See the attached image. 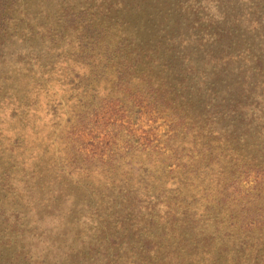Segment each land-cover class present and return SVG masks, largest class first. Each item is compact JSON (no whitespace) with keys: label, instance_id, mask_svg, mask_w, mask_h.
<instances>
[{"label":"rangeland","instance_id":"obj_1","mask_svg":"<svg viewBox=\"0 0 264 264\" xmlns=\"http://www.w3.org/2000/svg\"><path fill=\"white\" fill-rule=\"evenodd\" d=\"M0 264H264V0H0Z\"/></svg>","mask_w":264,"mask_h":264}]
</instances>
